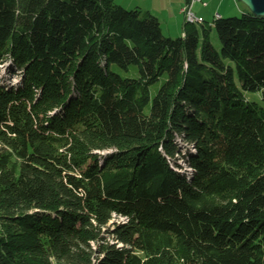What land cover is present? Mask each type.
Masks as SVG:
<instances>
[{
    "label": "trees",
    "instance_id": "16d2710c",
    "mask_svg": "<svg viewBox=\"0 0 264 264\" xmlns=\"http://www.w3.org/2000/svg\"><path fill=\"white\" fill-rule=\"evenodd\" d=\"M199 25L0 0V264H264V16Z\"/></svg>",
    "mask_w": 264,
    "mask_h": 264
},
{
    "label": "rangeland",
    "instance_id": "374dc122",
    "mask_svg": "<svg viewBox=\"0 0 264 264\" xmlns=\"http://www.w3.org/2000/svg\"><path fill=\"white\" fill-rule=\"evenodd\" d=\"M117 3L122 4L127 8H135L139 7L143 12L151 11L152 13L158 15L161 19V25L163 32L166 35L177 37L178 35L182 34L183 25L186 21L185 14L181 11V7L183 6L184 0H115ZM240 7L248 9L247 6L237 0ZM235 0H209L207 5L202 4V2H198L194 5V10L197 12L198 15L203 16L208 21L212 22L217 16V13L222 14L223 16H233V15H241L244 11H241L238 6L235 9V12H231L229 10H234V5L236 6ZM201 26V25H199ZM212 41L214 44L219 47L220 42L217 38V34L215 31L211 34ZM5 63L1 64V68L4 72ZM6 81L5 82H12L15 83L18 79V74L10 75V72L6 71ZM161 83H157L152 86V93L155 94L158 87ZM246 97L248 99L253 100L256 102L259 108H264V92L263 91H256V92H247ZM194 151V150H193ZM179 163L182 166L183 171L188 174H191L192 169L190 168L189 164L183 159H179ZM124 217L114 214V218L110 221L111 224L117 221L123 220Z\"/></svg>",
    "mask_w": 264,
    "mask_h": 264
},
{
    "label": "built area",
    "instance_id": "2783aa9c",
    "mask_svg": "<svg viewBox=\"0 0 264 264\" xmlns=\"http://www.w3.org/2000/svg\"><path fill=\"white\" fill-rule=\"evenodd\" d=\"M198 2H202V4L207 5L208 2L206 0H185L182 6V11L185 14L186 20L195 19V18H204L201 15H198L194 10V5Z\"/></svg>",
    "mask_w": 264,
    "mask_h": 264
},
{
    "label": "water",
    "instance_id": "95a60500",
    "mask_svg": "<svg viewBox=\"0 0 264 264\" xmlns=\"http://www.w3.org/2000/svg\"><path fill=\"white\" fill-rule=\"evenodd\" d=\"M256 16H264V0H240Z\"/></svg>",
    "mask_w": 264,
    "mask_h": 264
},
{
    "label": "bare ground",
    "instance_id": "6f19581e",
    "mask_svg": "<svg viewBox=\"0 0 264 264\" xmlns=\"http://www.w3.org/2000/svg\"><path fill=\"white\" fill-rule=\"evenodd\" d=\"M218 16H220L219 13H217V16H215V17H218ZM186 21H189L191 23H196L199 25L201 23H204L205 18H195V19H190V20H186Z\"/></svg>",
    "mask_w": 264,
    "mask_h": 264
},
{
    "label": "crops",
    "instance_id": "0c3cea01",
    "mask_svg": "<svg viewBox=\"0 0 264 264\" xmlns=\"http://www.w3.org/2000/svg\"><path fill=\"white\" fill-rule=\"evenodd\" d=\"M185 1V0H184ZM207 2H209V0H206ZM236 1V6L234 5V7H233V9L235 8H237V6H238V8L241 10V11H245V10H247V9H245V8H242V7H240V5L238 4V1L237 0H235ZM183 4H184V2H183ZM235 9L234 10H229V11H231V12H235ZM181 11H182V7H181ZM183 12V11H182ZM219 15H222V14H220L219 13ZM160 18V17H159ZM206 18V17H205ZM185 23V22H184ZM182 28H184V25H183V27ZM182 33H183V30H182Z\"/></svg>",
    "mask_w": 264,
    "mask_h": 264
}]
</instances>
